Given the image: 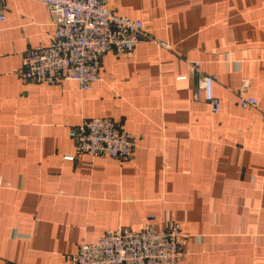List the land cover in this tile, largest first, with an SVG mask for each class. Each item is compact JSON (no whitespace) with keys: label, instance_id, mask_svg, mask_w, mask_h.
<instances>
[{"label":"crops","instance_id":"1","mask_svg":"<svg viewBox=\"0 0 264 264\" xmlns=\"http://www.w3.org/2000/svg\"><path fill=\"white\" fill-rule=\"evenodd\" d=\"M156 40L108 51L89 89L27 80L28 49L56 29L45 3L6 0L0 22V264H64L119 227L178 221L179 264H264V0H108ZM216 75L221 109L194 97L189 62ZM110 116L133 156L76 155L70 130ZM167 264V263H162Z\"/></svg>","mask_w":264,"mask_h":264},{"label":"built area","instance_id":"2","mask_svg":"<svg viewBox=\"0 0 264 264\" xmlns=\"http://www.w3.org/2000/svg\"><path fill=\"white\" fill-rule=\"evenodd\" d=\"M47 5L56 29L47 44L28 49L21 73L27 80L57 83L76 80L89 89L100 79L102 56L108 51L131 54L139 42L156 40L141 19L114 11L108 0H37ZM6 0H0V22L5 19ZM189 77H198L194 97L207 101L213 111L221 109L215 94L216 75L206 72L200 60L189 62ZM249 80L239 91L242 107L257 108L264 118V100L246 93ZM76 155H107L122 161L133 156L134 142L120 123L110 116L84 119L70 130ZM189 233L178 221L156 229L148 222L140 229L119 227L82 244L67 254L64 264H179L188 253Z\"/></svg>","mask_w":264,"mask_h":264}]
</instances>
